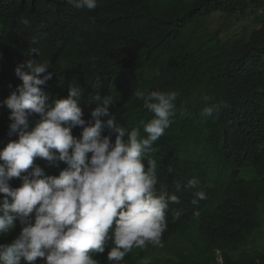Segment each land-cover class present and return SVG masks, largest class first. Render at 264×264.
<instances>
[{
	"label": "trees",
	"instance_id": "trees-1",
	"mask_svg": "<svg viewBox=\"0 0 264 264\" xmlns=\"http://www.w3.org/2000/svg\"><path fill=\"white\" fill-rule=\"evenodd\" d=\"M215 16L247 20L250 33L223 35L208 22ZM30 59L50 62L54 74L42 86L50 99L66 98L76 84L85 121L93 97L109 96V113L131 130L153 116L137 91L179 93L170 127L149 154L157 162V191L179 197L165 213L163 246L144 251L151 264H264V247L254 243L264 222V0H98L93 10L67 0H0V149L17 138L9 135L10 110L2 102L21 83L15 69ZM206 105L218 111L203 117ZM36 120L29 118L30 127ZM81 131L77 126L72 135L79 139ZM103 134L114 141L107 128ZM34 164L46 176L66 167L43 158ZM192 178L197 187H184ZM196 191L205 199L194 205ZM14 223L0 244L24 226ZM110 247L94 258L110 264Z\"/></svg>",
	"mask_w": 264,
	"mask_h": 264
},
{
	"label": "clouds",
	"instance_id": "clouds-1",
	"mask_svg": "<svg viewBox=\"0 0 264 264\" xmlns=\"http://www.w3.org/2000/svg\"><path fill=\"white\" fill-rule=\"evenodd\" d=\"M67 3L81 10L98 6V0ZM20 23L29 26L30 21L22 17ZM30 52L39 55L36 48ZM49 68V61L36 59L18 66L21 83L2 102L10 110L9 135L17 138L0 149V235L8 234L17 220L24 226L10 243L0 244V264H34L38 258L44 264H101L94 257L109 244L110 264H151L144 251L163 246L165 213L179 197L157 191V162L149 154L170 127L179 93L137 91L136 98L153 116L129 130L109 113V96L93 97L96 107L88 121L82 118L81 90L75 83L68 85L66 98L50 99L42 90L54 74ZM215 111L217 105H206L201 116ZM33 116L38 120L30 127ZM77 126L82 128L79 139L72 135ZM106 128L114 141L103 134ZM36 158L66 167L58 176H46L34 164ZM13 178L21 180L19 187H10ZM198 183L192 178L184 187L195 189ZM175 191H181L179 183ZM202 199L205 193L196 191L192 203Z\"/></svg>",
	"mask_w": 264,
	"mask_h": 264
},
{
	"label": "rangeland",
	"instance_id": "rangeland-1",
	"mask_svg": "<svg viewBox=\"0 0 264 264\" xmlns=\"http://www.w3.org/2000/svg\"><path fill=\"white\" fill-rule=\"evenodd\" d=\"M226 17L221 16H215L212 19H208V22L212 27H214L216 30H223V35H236V37L243 39V37L248 36L251 30V26H249V21L247 20H241V21H233L229 18L227 19L228 23L231 24V26H227ZM228 27V28H226ZM254 243H257L260 247H264V222L261 230L257 233ZM167 254L166 252H163V255Z\"/></svg>",
	"mask_w": 264,
	"mask_h": 264
}]
</instances>
